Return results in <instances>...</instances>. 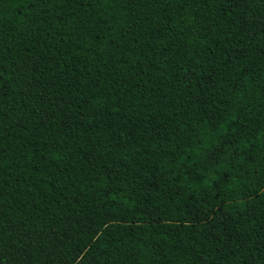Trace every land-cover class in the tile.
Segmentation results:
<instances>
[{"label": "trees", "instance_id": "trees-1", "mask_svg": "<svg viewBox=\"0 0 264 264\" xmlns=\"http://www.w3.org/2000/svg\"><path fill=\"white\" fill-rule=\"evenodd\" d=\"M0 264H264V0H0Z\"/></svg>", "mask_w": 264, "mask_h": 264}]
</instances>
